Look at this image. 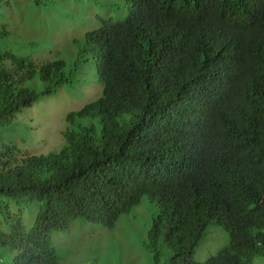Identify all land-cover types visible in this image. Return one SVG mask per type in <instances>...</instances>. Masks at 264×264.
Here are the masks:
<instances>
[{
	"label": "trees",
	"instance_id": "16d2710c",
	"mask_svg": "<svg viewBox=\"0 0 264 264\" xmlns=\"http://www.w3.org/2000/svg\"><path fill=\"white\" fill-rule=\"evenodd\" d=\"M125 1L126 19L88 31L76 62L93 56L102 95L70 118H97L100 133L80 124L48 155L0 151V198L41 203L29 231L9 213L0 247L16 252L11 264H61L55 233L79 219L112 229L148 196L160 209L146 244L156 264L164 249L163 264H255L264 256V0ZM10 36L0 25V127L65 79L63 61L39 65L12 51ZM37 79L41 93L26 86ZM212 224L229 243L196 261Z\"/></svg>",
	"mask_w": 264,
	"mask_h": 264
},
{
	"label": "rangeland",
	"instance_id": "374dc122",
	"mask_svg": "<svg viewBox=\"0 0 264 264\" xmlns=\"http://www.w3.org/2000/svg\"><path fill=\"white\" fill-rule=\"evenodd\" d=\"M37 6L34 0H0V25L6 26L11 36L7 45L20 56L39 65L63 61L64 85L58 93L41 97L32 107L23 109L11 124L0 127V151L12 146L34 155H48L67 147L66 132L78 129L80 124L94 126L101 131L97 118L71 116L97 101L102 90L97 81L93 56L76 69L85 34L101 26L102 20H125L128 9L125 0H45ZM85 58V57H84ZM83 58V60H84ZM38 92L44 87L37 79L26 84ZM17 203L0 198V230L10 235L9 213L19 216L25 230L35 227L41 203ZM20 204V205H19ZM159 206L145 196L141 204L123 215L114 228L76 220L66 232L55 233L52 244L61 264H156L154 253L146 244ZM229 243V235L222 227L212 224L205 238L195 250L196 261L203 262ZM162 264L172 252L164 249ZM16 252L0 247V261L11 264ZM255 264H264L258 256Z\"/></svg>",
	"mask_w": 264,
	"mask_h": 264
}]
</instances>
